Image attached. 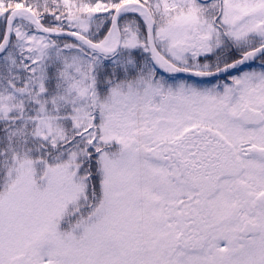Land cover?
I'll list each match as a JSON object with an SVG mask.
<instances>
[{"label": "snow or ice", "instance_id": "snow-or-ice-1", "mask_svg": "<svg viewBox=\"0 0 264 264\" xmlns=\"http://www.w3.org/2000/svg\"><path fill=\"white\" fill-rule=\"evenodd\" d=\"M0 264H264V0H0Z\"/></svg>", "mask_w": 264, "mask_h": 264}, {"label": "flooded vegetation", "instance_id": "flooded-vegetation-1", "mask_svg": "<svg viewBox=\"0 0 264 264\" xmlns=\"http://www.w3.org/2000/svg\"><path fill=\"white\" fill-rule=\"evenodd\" d=\"M256 66H258V65H253V67H256Z\"/></svg>", "mask_w": 264, "mask_h": 264}, {"label": "trees", "instance_id": "trees-1", "mask_svg": "<svg viewBox=\"0 0 264 264\" xmlns=\"http://www.w3.org/2000/svg\"><path fill=\"white\" fill-rule=\"evenodd\" d=\"M259 64V62H256V65H258Z\"/></svg>", "mask_w": 264, "mask_h": 264}]
</instances>
